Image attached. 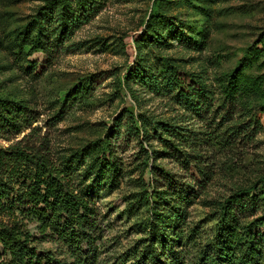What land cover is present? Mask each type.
I'll return each mask as SVG.
<instances>
[{
	"label": "rangeland",
	"instance_id": "1",
	"mask_svg": "<svg viewBox=\"0 0 264 264\" xmlns=\"http://www.w3.org/2000/svg\"><path fill=\"white\" fill-rule=\"evenodd\" d=\"M93 1L96 10L72 22L64 33L60 20L45 16L44 37L51 49L45 52L21 48L20 43L47 0H0V94L24 99L37 111L23 133L0 137V147L28 136V140L48 143L60 164L63 157L80 156L95 144H103L107 130L122 118L110 139L123 176L117 186L103 181L91 192L103 231L99 264H116L117 256L146 237L141 232L145 208L136 214L131 202L150 191L152 183L150 173L142 170L140 143L124 126L125 114L145 113L178 125L181 152L169 150L156 164L197 192L187 207V230L197 235L193 246L197 251L216 227L217 209L236 193L264 185V96L239 97L235 105L223 103L222 93L229 74L243 66L245 74L264 77L263 59H251L253 47L264 39V0ZM76 2L72 0L74 7ZM159 10L179 27L165 32V40L144 43L145 60L140 67L146 64L144 71L159 75L173 63L181 71L200 73L213 91V99L201 110H186L173 94L153 88L144 77L130 81L136 102L125 93L124 76L131 65L140 62L136 39L151 14ZM86 82L91 86L87 98L76 99L62 118L53 119L60 114L66 96ZM151 143L161 149L157 139ZM185 153L191 155L189 161ZM88 163L85 159L77 166L73 177L77 184L86 177ZM200 168L207 171V177L201 176ZM93 178L85 182L89 185ZM158 181L163 178L158 176ZM237 210L239 216L244 214ZM245 215L243 221L251 222L262 210L249 209ZM42 246L56 248L51 242Z\"/></svg>",
	"mask_w": 264,
	"mask_h": 264
},
{
	"label": "trees",
	"instance_id": "2",
	"mask_svg": "<svg viewBox=\"0 0 264 264\" xmlns=\"http://www.w3.org/2000/svg\"><path fill=\"white\" fill-rule=\"evenodd\" d=\"M95 10L93 0H77L75 7L72 0H47L25 30L20 47L49 52L51 49L44 37L45 16L60 20L64 33L72 22ZM178 27L171 17L159 10L151 14L147 27L136 39L139 66L128 68L123 84L126 95L135 102L138 99L130 81L141 77L153 88L166 89L173 94L177 104L186 110H201L213 99V91L200 73L181 71L179 65L173 63L159 75L144 71L146 64L140 67L145 60L144 43L149 39L165 40V32H174ZM251 56L255 61L263 59L264 65V39L253 47ZM243 69L244 66L229 74L222 90L223 103L236 105L239 97L264 96V77L249 76ZM90 87L86 82L68 94L61 105V115L57 113L52 118H62L63 111H68L76 99L87 98ZM35 113L37 111L26 100L0 94V137L23 133L31 126ZM125 115L128 121L124 126L140 143L144 154L142 170L150 173L152 183L150 191L131 202L136 214L145 208L146 221L141 224V232L146 237L117 256L116 264H264V185L236 193L234 199L217 209V224L211 237L194 251L197 235L187 230V207L197 192L192 185L173 178L172 173L156 164L161 154H170L169 150L181 152L176 137L180 134L179 126L145 113L127 112ZM121 119L107 130L103 144H95L80 156L63 157L60 164L48 143L28 140V136L8 147H0V264H99L103 231L91 192L103 181L115 187L123 176L110 139V133L122 125ZM153 139L161 142V149L153 146ZM190 156L185 153V160L189 161ZM85 159L89 160L86 177L77 184L74 173ZM198 171L207 177V171L201 168ZM92 176V183L88 185L85 180ZM158 176L163 181H158ZM238 208L243 215L239 216ZM253 208L261 209L262 215L251 222L243 221ZM45 242L55 244L56 248H44Z\"/></svg>",
	"mask_w": 264,
	"mask_h": 264
}]
</instances>
